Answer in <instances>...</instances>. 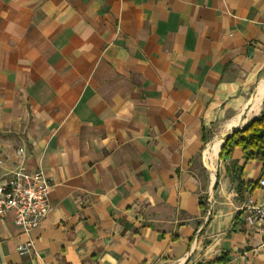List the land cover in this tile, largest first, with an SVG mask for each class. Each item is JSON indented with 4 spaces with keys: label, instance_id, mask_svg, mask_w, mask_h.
<instances>
[{
    "label": "crops",
    "instance_id": "obj_1",
    "mask_svg": "<svg viewBox=\"0 0 264 264\" xmlns=\"http://www.w3.org/2000/svg\"><path fill=\"white\" fill-rule=\"evenodd\" d=\"M263 113L264 0H0V177L53 186L0 264H264L263 167L220 158Z\"/></svg>",
    "mask_w": 264,
    "mask_h": 264
},
{
    "label": "built area",
    "instance_id": "obj_2",
    "mask_svg": "<svg viewBox=\"0 0 264 264\" xmlns=\"http://www.w3.org/2000/svg\"><path fill=\"white\" fill-rule=\"evenodd\" d=\"M22 150L19 151V154ZM264 187V179L260 181ZM52 183L45 172L39 168L30 172L24 168H15L0 177V222L13 215L14 226L24 234L35 231L48 217L51 211ZM246 220L250 226L257 227L264 237V207L249 196L243 206ZM30 241L19 249L20 253L31 251ZM264 247V243H263Z\"/></svg>",
    "mask_w": 264,
    "mask_h": 264
},
{
    "label": "trees",
    "instance_id": "obj_3",
    "mask_svg": "<svg viewBox=\"0 0 264 264\" xmlns=\"http://www.w3.org/2000/svg\"><path fill=\"white\" fill-rule=\"evenodd\" d=\"M235 148L242 151L246 162L260 163L264 171V113L242 129L234 130L233 134L224 142L220 158L225 155L231 157ZM243 171L244 169L239 167L236 161L227 169V173L236 183L237 195L240 198L243 197L246 188L256 187L255 184L243 180Z\"/></svg>",
    "mask_w": 264,
    "mask_h": 264
},
{
    "label": "water",
    "instance_id": "obj_4",
    "mask_svg": "<svg viewBox=\"0 0 264 264\" xmlns=\"http://www.w3.org/2000/svg\"><path fill=\"white\" fill-rule=\"evenodd\" d=\"M234 132V131H233ZM233 132H230L229 134H227V135H225L224 137H223V141L225 142L232 134H233Z\"/></svg>",
    "mask_w": 264,
    "mask_h": 264
}]
</instances>
